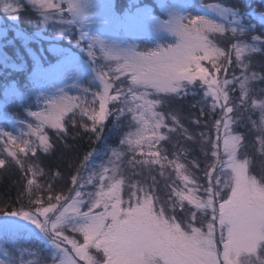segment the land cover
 <instances>
[{
    "label": "snow or ice",
    "instance_id": "1",
    "mask_svg": "<svg viewBox=\"0 0 264 264\" xmlns=\"http://www.w3.org/2000/svg\"><path fill=\"white\" fill-rule=\"evenodd\" d=\"M69 9L73 10L71 4ZM171 30L179 37L175 45L126 57L115 69L120 74L130 75L131 84L127 93L117 88L115 96L109 95L111 85L105 82L104 92L98 97L99 112L84 108L81 111L95 126L108 115L107 103L120 100L123 96L124 103L134 105L129 106L127 111L132 114L137 128L120 143L126 144L133 152L144 145L152 149L169 139L160 131L162 128H167L168 133L177 131L176 127L168 126L165 114L157 111V107L167 98L180 97L181 93L187 95L189 86L199 81L205 88L204 97L212 99L210 112L219 108L221 113L211 126L216 132L215 140L210 135L211 129L209 133H201L204 144L208 145L203 169L206 184H199L189 168L177 162V156L175 160L168 161L167 166L174 168L182 188L170 187L167 199H162L152 186L145 188L130 183L129 198L125 201L121 197L124 181L120 178L119 169L110 160L113 163L111 169L102 165L84 184H79L77 177L73 176L72 183L78 184L72 190L74 196H49L48 206L43 205L41 197H36L35 211H12L0 216V220L9 221L10 230H23V226L13 218L40 228L56 249L51 256L52 264H80L81 261L84 264H264V175L257 178L250 174L248 161L243 158L246 156V145L242 142L245 137L234 135L231 130L236 123L232 115L234 112L249 105L258 109L260 124L257 131L260 144L264 147V99H252L251 88L252 81H264V76L258 77L254 72L248 75L249 65L243 59L245 51L254 54L260 50L232 44L241 75L233 74L231 79L227 76L220 79L218 74L222 71L227 73L232 64L231 54L217 46L209 36L223 35L227 31L204 17L193 18L190 15L177 20ZM112 59L120 60L119 57ZM203 61L211 63L212 72L203 66ZM111 71L104 72L101 68L98 71L100 80L105 81ZM235 86L240 93L236 98L238 104L230 95V90H236ZM139 89L143 91L138 92ZM261 92L264 93V89ZM93 95L95 97L96 94ZM149 95L156 98L147 99ZM74 107L76 105L71 98L67 103L62 99L51 105L46 114L35 113L41 122L37 131L45 124L59 129L60 119ZM120 112L123 114L124 109ZM201 114H204L203 108ZM170 118L179 125L175 115ZM221 129L223 136L220 135ZM92 130L96 131L95 127ZM5 137V151L18 164L21 161L17 159L15 150H8V144L15 145L22 153L32 152L33 155L39 147L23 140L20 143L24 146L20 147L17 143L19 138L0 132V139ZM40 139L44 151H47L45 138L41 135ZM187 139L193 138L188 136ZM221 142L223 156L220 154ZM162 151H152L148 159L139 163L149 166L159 164L164 169L166 165L162 161L168 158L161 155ZM112 155L119 160L123 153L113 150ZM88 158L86 156L85 160ZM8 162L7 159H0V167H6ZM193 164L199 167L197 161ZM38 171H33V176ZM35 184L34 179L27 180L29 194ZM85 184L93 185L96 190L83 192L81 189ZM48 191L51 192L52 188L49 187ZM85 206L87 211L82 210ZM68 231L82 235V242L65 234ZM90 249L102 253L103 259L90 254Z\"/></svg>",
    "mask_w": 264,
    "mask_h": 264
},
{
    "label": "rangeland",
    "instance_id": "2",
    "mask_svg": "<svg viewBox=\"0 0 264 264\" xmlns=\"http://www.w3.org/2000/svg\"><path fill=\"white\" fill-rule=\"evenodd\" d=\"M121 1L125 0H0V63L3 65L2 67L9 68L13 71L24 70L27 69V64L25 62L28 60L34 61L35 65L31 77L34 79V88L30 86L27 88L21 87L20 91V88L17 89L13 82L16 88L11 87L8 91L4 89L2 95H0L2 96V100L0 101V122H7V125H10L11 131H7V133L11 134L13 138H19L17 143L20 147L24 146L20 143L21 140H28V142L32 143L35 147L39 146L37 148H40L42 146L40 139L41 135L45 138V144L48 134L47 129L50 125L45 124L37 131L41 122L34 114H46L51 105L57 101L63 99L65 103H67L68 99L71 98L76 106H81L86 102V99L92 100L91 102L97 100L99 110L100 105L98 97L104 92L105 82H109L111 85L109 88V95H111V93H117V88L123 89V91L127 93L128 89L125 87L123 88V78L118 77L124 75L115 71L118 64L115 67L111 66L115 75L110 73V75L105 78V81L100 80L98 71L102 68L104 72H109L111 69L109 61L112 57H119V63H123L124 58L139 54V48L148 45L150 41H156V43L152 42L154 45L152 51H158L164 48L162 43H166L167 47L175 45L179 37L171 28L179 19L189 15L193 18L201 16L213 23L225 26L228 33H224L223 35H210L209 39L213 40L217 46L231 54L230 58L232 63L236 61L235 50L232 48V44H242L257 49V43L264 40V4L257 5V1L255 3L254 0H226V3L217 2L216 4L210 2V0H206V4L199 0L195 6H192V0H152L158 2L161 6L162 14L160 15L155 13L150 6H144V4H135L137 10L125 11L124 14H119L117 9L121 7ZM132 1H138L136 3H139L142 0ZM63 3L68 4V7L70 4L73 6L72 11H70V9L65 10L69 11L74 16V20L79 25L81 37H91V44H96L106 53L112 54L110 58H105L107 61L98 58L99 64L96 66L95 63L92 66L91 63L94 60V56L93 53H91V47H88L86 58L80 57L77 53H73L74 51L72 50L73 52L69 51V53L65 55V58L54 66H51V57L64 53L60 46V43L64 41L63 38L71 35L70 27L72 22L67 20L62 14L63 11L61 10V6ZM42 5H44V7H42ZM47 5H52V7H48ZM22 6H26L37 15L36 19H38L40 28L36 34L32 35L33 37H29L18 25L20 19L19 11L22 10ZM231 22L234 24L240 23L241 28L244 26L245 31L248 32L243 33L242 30L238 32V30L235 29L238 27H235V25L232 26ZM233 29H235V31H233ZM46 42L55 43L51 44L47 53L48 56L43 55L40 47H38L39 44L42 45ZM21 47L27 48L25 50ZM35 47H38L37 51H35ZM73 48L78 50V47L73 46ZM22 51L26 52L27 58L22 54ZM260 52L257 51L253 54L245 51L243 59L244 62L249 65L248 75H251L253 72L256 73L258 77L264 75V71H262L263 67L260 65L264 61V53ZM117 61L118 60L114 59L113 62ZM44 62L48 64L46 68ZM107 62L109 66L108 70L106 68ZM111 63L112 62H110V64ZM203 66L210 68L211 72L213 71L211 67H208L210 66L209 64L204 63ZM236 66V73L226 75H230V78H232L233 74L240 76L241 68L237 61ZM224 74L225 73L222 71L218 74V78L223 79ZM115 77H118V79ZM119 82L123 83L119 84ZM117 84L119 85L115 87ZM197 84L200 85V92L204 97L205 88L199 81H197L195 85ZM235 87L238 90V86ZM251 88L252 99H264V93L261 92V90L264 89V84H261L259 79L251 82ZM142 91L143 89L138 90V92ZM237 93L239 96V90ZM93 94H96L95 97H92ZM9 95L12 98H16L12 99L17 101L13 105H6L11 99ZM230 95L232 96L231 92ZM154 98L156 97L153 95L147 97V99ZM234 100L237 103L235 98ZM21 102L33 104L30 106L35 105L37 108L36 111L27 110L26 115H22L19 119L11 118V116L4 111L8 107L15 108L16 104ZM117 102H119L117 106L118 110L119 106H134L124 103V97L121 96L120 100L109 101L106 105V110L112 105H116ZM202 102L203 106L208 107L209 105L210 107L212 99L211 97H204ZM162 107H164L165 112H167L166 123L171 122L170 116L172 115H175L179 122L180 120H184L186 124H183V129H181L180 133L185 135L186 141H189L187 137L195 135V126L198 124L196 121H199L198 119H194V117L196 118V114H198V116L201 114L199 112L195 114L191 110H186L180 101L171 97L165 99L163 104L158 106L156 110L161 112ZM76 108L77 107H74L72 111L65 113L60 119V125L67 117L71 119V115L75 112ZM247 108L248 113L243 111V109H239L232 115L235 117L236 122L240 118H244L247 123V133L252 139L249 140L246 137L242 141L246 145L244 149L246 156L243 158L248 161L250 174L259 178L261 175H264V147L260 144V135L257 131V126L260 124V111L252 108L250 105ZM218 113L221 115L220 109ZM137 115L139 114L137 113ZM253 122H255V124ZM126 123H129V121L124 118L121 124L125 127L127 125ZM211 126L212 122L205 126L201 122L199 126V130H201L200 136L201 133H205V130L209 133L211 129L210 135L212 139L215 140L216 132ZM136 128L135 126L134 130L128 129L127 132L124 133L125 136L127 137L129 133H134ZM185 129L187 130L186 132L184 131ZM231 130L234 135L237 133L235 129L232 128ZM3 131L4 130L0 126V132ZM220 135L223 136V129H221ZM200 139L201 145H203L204 142L202 138ZM6 140L7 137L0 139V143H4ZM204 146L206 149L208 148V145L204 144ZM7 147L9 151L12 150L9 144ZM118 152L123 153L119 160L111 155V157L103 163V166L111 169L113 167V163H110L111 160L119 169L120 178L124 181L121 189V197L123 200L127 201L129 198L127 193L130 183L138 184L145 188L152 186V190L162 199H167V192L170 187H183V184L177 178L174 168L167 166L168 161L175 160V157H173L172 160L162 161L166 167L161 169L159 164L149 166L139 163L150 157L148 149H140L133 152L130 151L128 147H121L118 149ZM27 153L31 155L30 152ZM220 154L223 156L222 142ZM224 158L225 160L227 159L226 157ZM20 161L21 163L19 164L22 165L24 160L21 159ZM125 161L128 167L134 164L138 166L137 169L128 172L127 169H124ZM194 161L196 160H193V162ZM193 162L188 160L181 164H184L194 176H197L196 179L199 184H206V180L203 179L205 162L203 161V163L199 160L203 167L198 169L194 166ZM161 171H163V175H161ZM195 171H198V175ZM88 177L89 176H79V178H77L79 184H84ZM153 178H155L156 181L155 185H153ZM77 187L78 184L74 185L72 183L70 187L71 190H65L63 192L57 191L56 195L74 196L72 190ZM95 190L96 188L93 185L85 184L82 191L87 193ZM54 194L46 196L45 201H42L44 206H48V197L54 196ZM84 199L87 200V196H85ZM52 202L55 203V200L53 199ZM29 207L30 208L26 211H35L36 205L34 201ZM82 210L87 211V207L85 206ZM13 219L17 220L20 226H23V230H10L8 228L9 221L0 220V225H3V227L0 228V264H52L51 256L55 254L56 249L48 236L35 224H31L20 218ZM41 219H43V217H41ZM196 226L199 225L197 224ZM65 234L74 236L82 242V235L80 234L71 233L70 231ZM89 252L98 259H103L102 253H97L95 249H90ZM80 264H84V262L81 261Z\"/></svg>",
    "mask_w": 264,
    "mask_h": 264
},
{
    "label": "trees",
    "instance_id": "3",
    "mask_svg": "<svg viewBox=\"0 0 264 264\" xmlns=\"http://www.w3.org/2000/svg\"><path fill=\"white\" fill-rule=\"evenodd\" d=\"M192 1V6H195L199 0ZM205 1L206 0H200V2ZM254 1L255 3L257 1V5H262V3L264 4V0ZM136 2L138 1H121V7L117 9L119 14H124L125 11L128 12L130 10H137L135 4H144V6H150L155 11V13H157L158 15L162 14L161 6L158 4V2H154L152 0H142L139 3ZM210 2H213L214 4H216L217 2L226 3V0H210ZM206 3L207 2H205V4ZM21 9L22 10L19 11L20 19L18 25L22 30L25 31V33L29 35V37H33L32 35L36 34V32H38V29L40 28V26L38 25V19H36L37 15L29 10L26 6H22ZM65 9L69 10V7L68 4L63 3L61 6V10L63 11L62 14L67 20H70V22H72V25L70 27L71 35H69V37L63 38L64 41L60 43V46L62 47L64 53L51 57V66H54L63 58H65V55H67L69 51H74L73 53H77L80 57L86 58L88 47H91V53H93L94 56V60L91 63L92 66L95 63L96 66L97 64H99L98 58H102L104 60H106L105 58L107 57L110 58L112 54L106 53L96 44H91V37H81V31L78 23L74 20V16ZM231 25H235V27H238H234L236 30H238V32H240V30H242L243 33L248 32L245 31L244 26L241 28L240 23L234 24L231 22ZM221 26L227 31L225 26ZM228 30L230 31L229 28ZM226 33H228V31ZM152 42L156 43V41H150L148 45L144 46L143 48H139V54H146L148 52H151L152 47L154 46ZM51 44L55 43L46 42L42 45L39 44L38 47H40L43 55L48 56L47 53ZM257 44L258 46H256V48L261 51L259 52L264 53V40L262 42H258ZM162 45L164 48L167 47L166 43H162ZM73 46L78 47V50L73 48ZM38 47H35V51H37ZM21 48L26 50L27 47ZM22 54L26 56L25 58H27L26 52L22 51ZM113 61L114 59L112 58L109 61L110 68L111 66L115 67L117 64H120L119 61ZM110 62L112 63L110 64ZM25 63L27 64V69L19 71H13L9 68L2 67L3 65L0 63V95H2L4 89L8 91V89H10L11 87H17V89L20 88V91L21 87L27 88L28 86H30L31 88H34V79L31 78L33 75V68L35 67L34 61L28 60ZM44 63L46 68L48 64H46V62ZM202 63L209 64L210 66L208 67H211L212 69L211 63L209 61H203ZM260 65L264 68V61ZM106 68L107 70L109 68L108 62ZM208 69L210 71V68ZM111 70V73L115 75L112 68ZM236 71L237 66L235 61L229 66L228 72L224 74V78L225 76H227V78H230V75L226 74L236 73ZM123 75L124 76H118L122 77L124 81V83L119 82V84L123 83V88L125 87L128 89L129 85L131 84V77L129 74ZM13 82L15 83L16 87L15 85H13ZM260 82L261 84H264V81L260 80ZM119 84L115 85V87H117ZM199 86V84L195 86H189V88L187 89V95L181 93L180 97L174 98L175 100L180 101L186 110H191L195 114L197 112L201 114V109H204V114H201L200 116L196 114V118L194 117V119L199 120V123L195 126L198 129L195 128L196 133L194 136H192L194 138L192 140L186 141L185 135L180 133L181 129H183V124H186L184 120H180L179 125L175 124L171 120L170 123H167L168 126L176 127L177 131L174 133H168L167 128H162L160 131L167 134L169 136V139L161 141L152 149H149L147 145H144L142 150L148 149V153L149 155H151L152 151L156 149H162L163 151L161 152V155H166L168 158L167 161L172 160L173 157L176 158L177 156H179V160L177 161L178 163H183L188 160L193 162V160H196L199 163V167L196 168L198 169L203 167L202 163L200 162H205V152L207 149L205 148L204 144L201 145V130H199V126L201 122L204 126L206 124L209 125L210 122L213 123L217 118L220 117V115L218 113V108L215 112H210L209 105L208 107L203 106L202 101L204 97L200 92ZM230 92L235 99L238 97L237 89L234 92L230 90ZM116 94L117 93H111V95ZM1 97L2 96H0V101L2 100ZM92 97H94V95H92ZM10 98L11 99L9 100V102H7L6 105H13L15 102H17L16 100H12L16 98H12L11 96ZM236 100L238 104L239 100ZM91 101L92 100L86 99V102L83 105H77L75 112H73V114L71 115V119H68L67 117L66 120L61 123V127L59 129L53 128L51 126L48 127V134L46 136L45 142V144L48 146L47 151H44V146L42 145L40 148H37L35 155H33L32 152H30L31 155H29L28 153L20 152L19 148L15 145L9 144L10 149L16 151L17 158L19 160H24V163L22 165L14 162L15 160L8 155V151H5V142L0 143V159H7L9 161L6 167H0V215H4L12 211H26L30 208L29 206L35 200L36 196L41 197L42 201H45L47 195H53L55 193V196L57 191L63 192L65 190H71L70 187L72 185L73 176L77 178H79V176H90L95 171L99 170L100 166L103 165V163L111 157L113 150L118 151V149H120L121 147H128L126 144L122 145L120 143L122 139L126 138L124 133L127 132L128 129L134 130L135 126L137 127L135 121H133L132 119V114L127 111L128 107L119 106L118 110L117 106L119 102H117L116 105H112L113 107L111 106L110 108H108V115L105 117V119L94 126L93 121L89 119L88 116L83 115L81 111L82 108L95 109V112L98 113L99 110L97 100H95V102ZM30 105L33 104L21 102L17 103L15 108L8 107V110L6 109L4 111L8 115H10L11 118L19 119L22 117V115H26L27 110L36 111L37 108L35 107V105ZM120 109H124L123 114H121ZM243 111L248 113V108H243ZM161 113L165 114L166 116L167 112H165L164 107L161 108ZM124 118L129 121V123H126L127 125L125 127L121 124ZM7 124V122H0V126L6 133L7 131H11L9 127L10 125ZM246 126L247 123L245 122L244 118H240L235 124H233L232 128L237 131L236 134H240L250 140L252 139V137L248 135ZM93 127H95L96 131L92 130ZM205 133H208L207 130H205ZM36 142L39 143L38 141ZM86 156L89 157L87 160H85ZM124 165V169H127L128 172H132L138 167L134 164L128 167L126 161ZM37 169L39 171L35 176H33V171H36ZM195 172L198 175V171ZM194 177L196 178L197 176ZM28 179H34L36 182V184L33 185L30 194L27 188ZM36 185H39L40 187H36ZM49 187L52 188L51 192L48 191ZM30 195L32 197V202H30Z\"/></svg>",
    "mask_w": 264,
    "mask_h": 264
}]
</instances>
